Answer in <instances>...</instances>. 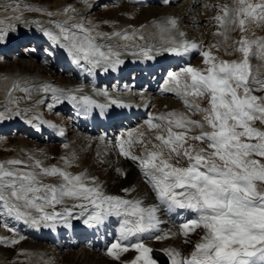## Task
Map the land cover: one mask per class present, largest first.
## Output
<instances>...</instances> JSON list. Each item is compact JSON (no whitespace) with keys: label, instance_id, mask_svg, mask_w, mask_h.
<instances>
[{"label":"snow or ice","instance_id":"1","mask_svg":"<svg viewBox=\"0 0 264 264\" xmlns=\"http://www.w3.org/2000/svg\"><path fill=\"white\" fill-rule=\"evenodd\" d=\"M83 2L87 3V0ZM233 4L239 6H219L222 15L218 14L214 19L224 31H218L216 35L227 38L228 26L235 25L243 33L246 21L264 22V2L253 4L250 0H233ZM18 9L19 5L12 10ZM69 10L75 11L64 9L65 12ZM167 23L172 27L176 25L175 19H169ZM2 24L0 22V44L6 43L10 32L17 31L15 25L3 27ZM57 27L58 34L43 30V35L66 50L73 63L91 65L89 73L98 67H103L105 72L116 71L124 63L119 59V51L110 46L107 51L102 50V46L95 43L92 29L85 28L83 22L71 27ZM168 30L161 28L164 32ZM122 38L128 37L125 35ZM237 43L240 46L236 51L243 54V59L239 61L217 60L210 51H201L199 55L203 57L204 69L185 66L179 72L168 73L165 83L174 87L166 91H174L181 97L191 115L203 113L202 122L176 112L150 117L147 127L156 131L154 139L158 143L152 145L155 150H148L145 145L140 155L132 154L130 147H126L142 143L134 140L131 134L127 140L121 137L115 140L119 155L138 164L159 206L169 212H190L194 215V218L179 224V234L187 237L196 229H203V234L187 257L175 249L166 250L170 264H264V188L261 187L264 186V162L253 158H264V131L253 126L257 120L264 124V96L253 94L264 91V81L251 77L248 61L249 45L258 41L249 42L242 36ZM167 44L170 46L156 51L179 57L199 47L196 43L175 39H169ZM152 51V48L145 47L140 54L153 59ZM44 90L57 91L47 86ZM74 91L80 92L81 89ZM102 94L108 96L106 91ZM189 96L206 98L207 107L193 104L187 99ZM65 98L84 105V111L90 107L103 111L108 107L97 104L87 95L77 96L72 90ZM109 104L125 107L112 98H109ZM197 129L198 134L190 135ZM59 134L63 135L62 132ZM140 135L143 136V133ZM189 140L207 147L189 144ZM64 159L66 164L70 163ZM6 163L8 166L23 165L21 168L0 164V209L16 221L27 223L30 220L33 226L43 223L44 227H51L63 219L65 226L71 227L67 224L68 218H83L85 226L94 228L114 216L119 218V235L107 248V254L119 259V253L128 251L130 247L138 253L131 264H158L151 255L152 249L140 242L144 234L160 231L158 205H145L141 200L107 195L94 178L89 184L84 174L72 175L55 166L44 168L38 160L31 166L21 160ZM39 176H58L61 183L46 184L38 179ZM66 198L77 203L60 212L45 211L48 207L55 209ZM76 208L80 209L78 215L74 212ZM27 209H34L38 215ZM6 227L14 231L11 226ZM176 234L163 233L152 238L161 240ZM131 239L137 242L124 243ZM17 242L16 239L11 240L12 244ZM0 243H7V240L0 238Z\"/></svg>","mask_w":264,"mask_h":264},{"label":"bare ground","instance_id":"2","mask_svg":"<svg viewBox=\"0 0 264 264\" xmlns=\"http://www.w3.org/2000/svg\"><path fill=\"white\" fill-rule=\"evenodd\" d=\"M0 1H1L0 3V22H6L5 20H11V22H13L17 20L15 24L22 25L26 23V19L28 18V20L33 21V23L37 22V25L34 28L40 31L45 26L50 27L49 22H51V25H52L54 23L53 22L54 20L57 21L58 20L57 17L59 16L56 17L54 16V14L66 8L75 9V11H71V10L67 12L64 11V13H68L70 15V16L69 15L67 16L70 18V20L67 19L69 23L70 22L73 23V22L78 21L77 18L81 19L83 16L87 17L86 14H89L90 12L98 11L99 9L102 8L101 6L109 7L108 4H112V6L110 7L116 6L117 5L116 2H118L119 0H87V3H84L83 0H53L51 4H45L46 2L44 1L41 3L40 0H20L19 2H17L18 0L17 1L16 0H10V1L0 0ZM142 1H145L146 4H151V3L155 4L160 0H142ZM161 1H162L163 6L159 9L160 10L159 11V10H153L152 9L153 7L143 8L139 4L140 2H138V0H124L123 2L124 4L122 3V5L119 6L118 9L116 8L115 10L113 9V12L111 13L112 17L111 18L109 17V19L107 20L109 22L108 24H104L105 22L103 21L104 19L103 17L101 18L97 17V19L95 18L96 20L94 19L93 21H95V24L98 23L96 24L98 25V28L93 27L92 25H89L88 27L89 29H92L91 34L94 35L93 37L95 39V43H97L98 45H101V42H102L101 46H102V50L104 51H107L109 46L105 47L103 42L104 43L107 42L110 44V47L113 50L125 48V49H128V51H130L131 53H135V54L136 53L139 54L141 52V49L145 47H150L153 49V51H156V49H162L163 47L170 46L167 44V41L169 39H172V35L170 31L169 30L166 32L161 31L162 27L157 26V22L164 20V17L167 16L168 13H172L175 16L179 17L182 20V23L187 25L189 34H190V31L196 32L199 30L201 35L200 34H197V35H200V37L202 36V34L203 36L210 37L211 39L209 43L207 40L203 38L204 40L203 41L201 40V42L197 43V45L201 43L203 51H210L211 53L212 51H215V50H219L220 52L222 51V57L220 60L233 61L235 58L236 61H239L242 59L241 58V56H243L242 53L238 51L237 53H234V50H230L228 48V47H231L232 45L234 46L237 45L236 47L238 48L240 45L237 42L241 40L242 36L245 37L249 42L258 41V43H255V44L250 43L249 45V51L252 52V56H253V58L249 60L250 74H251V77L254 78L255 80H261V81L264 80V43H260V42H264V25L258 26L257 24H252V22L250 21H246V25H245L246 34H242L239 28L235 25L228 26L227 38H225L224 36L215 34L218 31H224V29L218 27V22L214 19L218 14L222 15L219 6H222L224 4H229V5L232 4L234 5V7L239 6L238 4H233V0H183V1L182 0H168L167 3H165V0H161ZM250 2L253 4H256V3H262L264 2V0H250ZM17 5H19V9L17 11H13L12 9L15 8ZM211 5H213V7L214 6L217 7V13L214 14L212 11H210V8L208 7ZM207 8L210 11V13H208L210 16L209 19L206 17V14L204 12L207 10ZM131 12H134V13H131ZM49 13H51L52 15H49ZM128 13H131V14L129 15ZM81 14H82V17L80 16ZM118 16H120V18H123V20L119 19ZM16 17H19V19H16ZM42 18H46L49 20L48 25L44 24L45 23L44 21H47V20H43V22L40 21V19ZM205 20H209L206 23L207 28L214 27L213 32H211V30L209 31V29H207L206 27L205 29L203 28ZM107 25H112L113 28L109 26L108 30L104 34V35L107 34L108 36L105 38H102V35H98V33H100L98 31H100L99 29L101 27H102L101 30H105L108 27ZM54 30H55V33L53 32ZM54 30L53 31L51 30L52 33L54 34L59 33L58 29H54ZM19 31L21 30H18L16 32L15 34L16 36L14 37L13 40L7 38L6 43L0 44V55L1 53L5 55L3 56L4 58L3 61L12 59L13 55H18V56L23 57L22 54L17 53L16 46L17 45L21 46L27 41L26 39H31L29 37V33L34 31V29L32 31L28 30L29 33L19 32ZM125 32H127V35H126L128 37L127 39L122 38L124 36L122 34ZM114 33H120L122 36L120 35L121 36L120 37V36L113 35ZM12 35L14 34L13 33L9 34V36H12ZM46 38L47 37L43 35V31H42V33H40V35L37 38H33L32 40L34 41L37 39L38 45L39 46L42 45L40 46V48H42V47H47L46 43H44L46 41ZM212 45L223 46L224 49L227 50V52L223 51L224 49L222 50L221 47H211ZM189 52L179 57L176 56V58L171 57V58L166 59V58L160 57L158 63L160 64V66L164 68V70L162 71L161 74L154 72L155 82L153 81L150 82V85L147 88L148 90L139 89L140 84H136L135 88L133 87V85L129 86V88L131 87L130 89L132 90L138 89V91L140 93L142 92L143 94L142 95L143 96L142 97L143 98V108L142 107H139L138 109L134 108L132 109L133 111L129 112V116L132 117V121H131L132 124L124 125L122 124L124 123L123 121L112 120L111 123L108 125L107 130H104V129L99 130L101 126L97 127V125L94 127L93 130L87 127L81 128L82 130L85 131V133L82 132L83 136L86 138H88V135L96 136L97 137L95 138L96 140L99 138L105 141L107 145H110L112 143L115 145V140L117 137H121L122 140L123 139L127 140L129 134H131L134 140L142 141V143H139V142L133 143V144H137L138 148L145 150V145H146L148 150H155L153 149L152 145L158 143L154 139V136L156 135V131L149 130V132L146 135L144 136L140 135L141 132L143 133V131H145L148 128L147 127L148 120H144L145 116H148V119H149L150 117H157L160 115L167 114L169 112H176L178 114H183L184 116L190 117V113L185 108L183 99L177 96V94L174 91H166L167 88L174 87V86L165 83V81L168 79V73L169 72H179L180 69H178V71H174L179 66H183V67L191 66L197 69H204L206 67L203 63V57L199 55L197 49L192 50L191 54H189ZM61 53L62 54L60 55L59 61L57 63V70L54 69L53 66L52 68H50V71L52 70V72L48 71L46 67H41L39 69L41 73L48 71L50 78L53 81L56 80L57 72L64 73L68 77V78L62 77L61 79L60 77H57L61 83L60 85H55V87L50 85V81L47 80V78L42 77V76L41 77L39 76L38 78L34 77L32 79L30 78L28 79L27 77H24V74L21 72V70H26L28 69V67L29 68L31 67V64L29 65L27 61H24L22 63V66L15 64L16 67L8 71H4L3 73H0V75H3L2 78H0V80L4 81V79L6 78L10 82L13 81V83H16V87L13 84L16 89H17V86L21 85L18 87L17 89L18 91L16 93L14 91L15 94L13 96L8 97L7 100L5 99L6 101L0 98V108L3 106H6V104L9 102L7 107L10 108L11 106H14L13 110L22 112L23 113L22 119H27V120L33 119L35 117V109L38 108V104L42 105V103L52 101L51 99H54L57 101H54L55 102V105L53 106L54 108H51L47 112H45L48 116H51L54 110L57 111V107H59L60 110H65L68 108V105H69V107L71 108L70 104H72L73 102L65 98L69 90H72L73 92H75L74 90L79 88L81 89V91L75 92V93H77L78 96H81L83 95L81 92H83L84 87L88 85H86L85 83L81 81V78L84 76L82 75V73L80 74L81 76H79L76 73L77 71L75 72V70H72L71 67H73L72 66L73 62H72L71 57L67 56V52L61 49ZM162 53L163 52H161V54ZM196 57L198 58L201 57L202 61L198 64L188 65V63H190L192 59H195ZM174 62H177V64H174ZM81 64L83 66L81 65L77 66L75 64L77 69H79L80 71L88 70L91 66V65L84 64V62H81ZM34 65L36 66V63H34ZM174 65H175V69L173 70L170 69V71H168L169 68H171ZM47 67L49 68V66ZM99 69H103V67L95 68V70H99ZM131 69H135L136 71H138L139 73L138 75L141 78L142 73L140 72L138 65H135L133 63L128 64L127 70H131ZM165 71H168V73L165 74ZM122 75L120 74V79L123 81L126 79V76H125L126 74H122ZM108 76H109V80H108L109 84H111L117 77L116 74L108 75ZM163 78L165 80L161 83V85L160 86L156 85L157 82L160 83L163 80ZM103 79H101L102 81L99 80V83L104 82ZM84 80L86 82H89L88 74L85 75ZM45 86H47L49 89H56L57 91L55 92L51 90L45 91L44 90ZM257 86L258 85H253V87H257ZM8 88L10 87L8 86ZM60 90H63V91H60ZM105 90L113 91V92L117 91L121 94H127L131 91L120 85L117 88L115 86L111 88L107 87ZM5 91L6 90H4V92ZM56 97H60V99L58 100L56 99ZM160 97L162 100L158 103ZM61 104L63 106H61ZM149 108H150V111L148 113ZM201 108H205V105ZM100 111L102 110L100 109ZM11 113H13V111ZM104 115L106 116V122L109 123L110 117L108 116V114H104ZM202 117H203V113H201V115L199 116V119H195V120L202 122ZM19 118L17 116L11 117L10 115H8V117L3 118V120H0V133L6 134L5 129H6L7 123H5V121L6 122L8 121V124L14 128L18 127V130L22 132L23 131L22 128L18 126L19 121L17 120ZM63 118L65 119L66 125L68 126L69 133H72V131L74 133V130H75L76 133L81 134V131L76 130V126L74 124V117L70 114V112L67 111V114ZM140 121L141 123H138L135 127H129L135 124L136 122H140ZM79 125L80 127H84L83 123ZM120 125H124L123 128L119 129L118 127H120ZM49 127L44 124H38L37 129L39 130L36 129L32 135L40 136V139H43L45 136H47L50 139H53L54 141H59L60 138L58 137V135L54 132L53 129ZM198 131L199 130L197 129L194 132L190 133V135H196L198 134ZM8 140L9 139H7V142ZM149 141H151V143H149ZM188 142H190V140ZM5 145H7L6 150H9L11 148L8 146L7 143H5ZM28 149L24 150L23 154L21 155L24 159H26V157L29 155ZM107 150L108 148L106 147V149L103 150L104 153H106ZM50 152L54 153L52 149ZM50 152L48 151L47 153L51 155L52 153ZM114 152L117 153L119 152V150L116 148L114 149ZM30 153L33 154L34 152L31 151ZM63 153H61L59 156L57 155L58 159L66 158L70 162L71 159L67 157L71 156L72 153L71 154L68 153L67 156H65ZM38 155H41V154H38ZM9 160H14V159H7L3 161V164H5L6 167H9L6 163ZM172 162L174 163V160ZM108 163L110 165H114L115 171L125 172L127 175V179L123 183L124 186L121 185L118 189L116 188L115 190H109L108 182H110V184L112 183V181L110 180L103 181L101 182V184L99 183L101 189L103 190L105 194L118 196V197H121L123 199H128V200H141L144 202L145 205H158L159 206V202L155 199L154 193L152 189L150 188V186L146 182L144 183V181L142 182L144 184L138 185L135 183V180H138V177L137 176L135 178L130 177L131 173H135L137 171L139 175V180L141 178L140 175L142 174L138 172L137 170L138 168H136L138 164L136 162L132 163V160L117 159L115 163H111V162H108ZM64 166L68 167L70 166V163ZM84 176L87 178L86 182H88L89 184L91 183V180H89V178L91 179L94 178L93 176L87 173H84ZM46 179L47 178L40 179L39 177V180L43 181V183H46V184L54 183L52 182L53 180L51 181V180H46ZM94 180L96 183H98L97 182L98 180H96L95 178ZM124 189H128V191L125 192L123 191ZM119 191H123L125 192V194L120 193ZM73 203H77V202L66 198L63 203V207L71 208ZM60 207L58 208L55 207V209L48 207L45 209V211L51 212L55 210L57 212H60L64 209L63 207L61 208ZM161 210L162 208L161 206H159V211L157 212V216L161 222L159 224L160 231L155 232L154 236L158 235L162 230V220H161V215H160ZM27 211H31L33 215H38V213H36L34 209H27ZM74 212L78 215L80 212V209L76 208L74 209ZM0 217L2 221H4L5 223L4 228L2 229L3 232L0 233V238L7 240V243H0V247H1L0 264H71L73 262L78 263L79 261L80 263H83V264H111L112 262V259L110 260L106 256V253L105 254L103 253V252H106V250L103 251L101 249H103L110 242V237L112 234L111 232L114 233V230H117L116 223H118V219H119L117 217H114V216L110 217L107 219L105 224L97 227L98 232H99L98 235L96 234V232H94V235H91L89 237L84 235V240L80 244L78 243L79 244L78 246H80V247H77V248H80L79 252L75 248H66L61 251L59 249H58L59 251L54 250L56 247L51 244L50 240H47V238H45L47 237L45 236L47 235V233L43 234L42 237H39L33 233L34 229H36V226L31 225L30 220L27 223L24 220L16 221L14 217L9 216L6 213V211H4L3 209H0ZM4 217H6L7 219H4ZM75 220L82 222L83 218L75 219ZM6 225L11 226L14 229V231H9ZM80 229H81V226L76 228V232H78ZM145 236L146 234H144L142 237H145ZM20 237H24V238L21 239ZM102 237L104 238L103 241H102ZM142 237H140V240L142 239ZM13 239H16L18 242L15 244H12L11 240ZM88 239L93 240L92 245ZM131 241H136V240L131 239ZM26 242H29V243L26 244ZM21 245H24V246H21ZM145 246L149 248L155 247V245H153L152 243H148L147 241H145ZM49 248H52V249H49ZM85 248L87 250H85ZM158 248H161L165 252L168 249H175L176 251L179 252V249H180L178 247V244L174 243L172 239L163 242L160 246H158ZM12 249L14 251L12 253L13 255L10 257V252ZM192 250L193 248L191 249V251ZM67 259H69L70 261H66ZM134 259H135V256L133 255L131 256L130 253H128V251L122 252V255L119 254V260H120L119 262H121V264H131V261Z\"/></svg>","mask_w":264,"mask_h":264},{"label":"rangeland","instance_id":"3","mask_svg":"<svg viewBox=\"0 0 264 264\" xmlns=\"http://www.w3.org/2000/svg\"><path fill=\"white\" fill-rule=\"evenodd\" d=\"M8 1H10V0H8ZM17 1V0H16ZM20 0H18L17 2H19ZM41 1V3L44 1V2H46L45 4H51L52 3V1L53 0H40ZM183 1V0H182ZM124 2V0H121V3L120 4H118V5H116V6H113V7H104V6H101L102 8L101 9H99L98 11H95V12H90L89 14H86L87 15V17H85V16H83L82 17V14L80 15L82 18L80 19V18H77L78 19V21H76V22H73V23H69V21L68 20H70V18L69 17H67L69 14L68 13H64V10H62V11H59L58 13H56V14H54V16H59V17H57V21H53L54 23L51 25V22H49V20L48 19H46V18H42V19H40V21L41 22H43V20H47V21H44L45 23L44 24H47L48 25V22H49V24H50V27H48L49 29H51L52 31L54 30V29H58L59 30V28L57 27V25H64V26H66V27H71V25L72 24H76V23H80V22H83L84 23V26H85V28H88L89 27V25H92L93 27H97L98 28V25H96V24H98V23H96L95 24V21H93L95 18L97 19V17L98 18H101V17H103L102 19H103V21L105 22L104 24H108L109 22L107 21L108 19H109V17L111 18L112 17V12H113V9L115 10V8L116 9H118L119 8V6H121L122 5V3ZM189 2V1H188ZM0 3H1V1H0ZM124 4V3H123ZM101 5V4H100ZM217 6V5H216ZM110 8V9H109ZM208 8H210V11H212L214 14L215 13H217V7H213V5H211V6H209ZM207 8V10L206 11H204L205 12V14H206V17L209 19V14L208 13H210V11H209V9ZM109 9V10H108ZM153 10H159L160 8H156L155 9V7H153L152 8ZM216 9V10H215ZM160 11V10H159ZM143 12V11H142ZM119 13V12H118ZM131 13H134V12H131ZM131 13H128L129 15L131 14ZM199 14V13H198ZM37 15V14H36ZM40 16V15H39ZM70 16V15H69ZM79 16V17H80ZM67 17V18H66ZM118 18L119 19H121V20H123V18H120V16H118ZM68 19V20H67ZM81 21H80V20ZM95 19V20H96ZM6 22H3V27H7L8 25H14L15 24V22L17 21H13V22H11V20H5ZM93 21V22H92ZM209 20H205L204 21V29H205V27L207 28V26H206V23L208 22ZM8 22V23H7ZM30 23V24H29ZM7 26H6V25ZM57 24V25H56ZM129 24H131V23H129ZM25 25V26H24ZM37 25V22H34L33 23V21H30V20H28V18L26 19V23L25 24H22V25H17V24H15V27H16V29H17V31L18 30H21V31H19V32H27L28 30H30V31H32L33 29L35 30V26ZM68 25V26H67ZM87 25V26H86ZM33 26V27H32ZM102 26V25H101ZM108 27L105 29V30H101L102 29V27L99 29L100 31H98V32H100L99 34H102V38H105V37H107L108 35L106 34V35H104L105 33H106V31L108 30V28H109V26L110 27H112L113 28V26L112 25H107ZM28 27V28H27ZM46 27V26H45ZM36 28H38V27H36ZM214 27H212V28H207V29H209V31L211 30V32H213V29ZM44 29V28H43ZM44 30H47V29H44ZM17 31H15V32H10V33H13L14 35L16 34V32ZM51 31V32H52ZM102 31V32H101ZM54 33H55V30L53 31ZM28 33V32H27ZM190 34L191 35H194V37L196 38V37H198V35L196 36V34H200V31L198 30V31H196V32H191L190 31ZM14 35H12V37L11 36H9L8 35V39H11V38H13V36ZM122 35H127V32H125V33H123ZM121 35V36H122ZM201 35V34H200ZM92 36H94V35H92ZM120 36V37H121ZM202 36H203V34H202ZM201 36V40L203 41L204 39L205 40H207L208 41V43H209V41H210V37H208V36H203L202 37ZM11 37V38H10ZM204 38V39H203ZM193 39V37H186V41H191ZM26 40H28V39H26ZM112 41V40H111ZM110 41V42H111ZM192 41H194V40H192ZM222 41V40H221ZM103 44H104V46L106 47H108V46H110V44L109 43H107V42H103ZM220 44V43H219ZM101 45H102V42H101ZM237 46V45H236ZM236 46H234V45H232L231 47H228L230 50H234V53H237V51H236V49H237V47ZM22 47V49H18V52H20L21 54H22V56L23 57H21V56H13L12 57V59H8V60H4V61H2V62H0V73H3L4 71H8V70H10V69H12V68H14V67H16V65L18 64L19 66H22V63L24 62V61H27L28 62V64L30 65L31 64V67L29 68L28 67V69H26V70H21V72L24 74V77H27L28 79L30 78V79H32V78H34V77H36V78H38L40 75H36V74H39L38 72H40L39 71V69L41 68V67H46L47 69H48V71H50V68H52V66H53V68L54 69H56L57 70V64L56 63H52V62H49V60L48 59H50L51 60V58L49 57V56H51V54H49V52L47 51V50H45V52H41L40 53V51L38 50V52H39V54H37V55H35L34 54V51L36 50L35 49V47L32 45V44H30L29 42L28 43H26V44H24L23 46H21ZM40 47V46H39ZM218 47H221V49L223 50L224 49V47L223 46H220V45H218ZM223 47V48H222ZM33 49V50H32ZM105 49V48H104ZM212 51V50H211ZM223 51H225V52H227V50H223ZM53 53V52H52ZM213 53H215L216 54V58H217V60L219 59H221V57H222V51L220 52L219 50H215V51H212V54ZM53 58H54V60L53 61H57V56L55 55V53H53ZM51 56V57H52ZM44 57H48V59H46V58H44ZM42 58H44L43 59V61H40ZM1 60H3V57L2 58H0V61ZM33 60H36V61H33ZM234 60H235V58H234ZM202 61V58L200 57V58H196V59H194L191 63H190V65H193V64H198V63H200ZM34 63H36V66L34 65ZM16 64V65H15ZM41 64V65H40ZM66 65H68V64H66ZM47 66H49V68L47 67ZM36 67H38L39 69H37ZM35 68V69H34ZM31 70H33V71H31ZM31 71V72H30ZM47 71V72H48ZM50 72H52V70L50 71ZM57 72V71H56ZM34 75H36V76H34ZM1 77L0 78H2V76L3 75H0ZM43 77H46V78H49V75L48 74H44V75H42ZM41 77V76H40ZM57 77H60V79L62 78V77H66V78H68L64 73H61V72H57V76H56V82H58L57 83V85H60V81L58 80V78ZM6 80V81H5ZM8 80L5 78L4 79V81L3 80H0V82L2 83H0V98L1 99H3V100H7V98L8 97H11V96H13L18 90V87L19 86H21V85H19V86H17V89L15 88L16 87V83H13V81L12 82H10V81H8ZM4 82H6V83H4ZM10 82V83H9ZM55 82L54 81H52V84H54ZM10 84V85H9ZM15 85V87H14V85ZM2 85V86H1ZM7 85V86H6ZM51 85V84H50ZM4 86H6V87H4ZM8 86L10 87V88H8ZM54 87H55V85H54ZM15 88V89H14ZM4 90H6L5 92H4ZM14 91H15V93H14ZM12 94V95H11ZM256 96H258V97H262V96H264V91H257V93L255 94ZM189 98V97H188ZM5 100V101H6ZM162 99H161V97H160V99H159V101H158V103L161 101ZM9 101V100H8ZM189 101L190 102H192L193 104H197V105H199L200 107H203L204 105H205V107H207V99L205 98L204 100L202 99L201 101L202 102H199L196 98H194L193 96L191 97V98H189ZM9 103V102H8ZM8 103L6 104V106H3V107H1L0 108V114H2V116H3V118H6V117H8V115H10L11 117H20V118H22V116H23V113L22 112H19V111H15V110H13L14 109V106H11L10 108H8L7 107V105H8ZM11 109V110H10ZM41 109V108H40ZM39 109V110H40ZM9 111H13V113H11V112H9ZM56 113V111L54 110V112L51 114V116H54V114ZM8 114V115H7ZM16 114V115H15ZM201 115V113L200 114H197V115H191L190 117H191V119L192 120H195V119H199V116ZM253 126L254 127H256L257 129H259V130H262V131H264V124H262V123H260V121H255L254 123H253ZM146 131V132H145ZM145 131H143V136L144 135H146L148 132H149V129L147 128ZM195 131V130H194ZM193 131V132H194ZM142 133V132H141ZM140 133V134H141ZM10 135H13V136H10ZM72 135H74V137H75V139H76V146L74 147V151L76 152V154H79V158L78 159H76L75 158V156H74V154H72L71 156H68L67 158H69V159H71L70 160V166H68V167H65L64 165H66V163H64L65 162V160L63 159V158H59L58 159V156L61 154V153H63L65 156H67L68 155V153H66L67 151H65V150H62V149H60L59 148V144L57 143V141H54L53 139H50L49 137H47V136H45L43 139H45L46 141H47V143H46V145H44L43 147H38L39 145H40V143L36 140V139H34V140H32L33 139V137H29V138H26L21 132L20 133H18V131H17V129L16 130H14V131H11L10 132V134H8V136H6V141H7V139H9L8 140V142H7V144H8V146L9 147H11L9 150H6V146L7 145H0V163L1 164H3V161L4 160H7V159H14V160H21V161H23L24 162V164H28V163H25V162H27V161H30L31 163H30V166L34 163V161H40L41 162V164H43V167L44 168H50V167H53V166H55V167H57V168H61L62 170H65V171H67V172H69V173H71L72 175H78V174H84V173H87V174H89V175H91V176H93L96 180H98L97 182V184L100 186V184H101V182H103V181H106V180H110V181H112V183L110 184V182H108V188H109V190H115L116 188L118 189L121 185H123V183H124V181L127 179V175H126V173L125 172H117V171H115L114 170V165H110L108 162H111V163H115L116 161H117V159H124V160H130V159H128V158H125V157H123V156H120L119 155V152H114V149H116L115 148V145L112 143V144H110V145H107L106 144V142L105 141H103V140H101V139H95V138H97L96 136H92V135H88V138H86V137H84L83 136V133L81 132V134H79V133H76L75 132V130H74V133H73V131H72ZM86 138V139H85ZM43 139H40V140H43ZM87 140H88V142H87ZM91 140V141H90ZM124 140V139H123ZM71 142V141H70ZM95 142V143H94ZM97 143V144H96ZM188 143H190V144H193V145H196L197 147H207L205 144H200V142H198V141H193V140H190V142H188ZM4 144V143H3ZM24 144V145H23ZM90 144V145H89ZM32 145H34V146H32ZM69 145V147H71L70 149H72L73 147H72V145H74V142L72 141L71 143H68V144H66V146H68ZM23 146V147H22ZM40 146H42V145H40ZM127 147H130V151L132 152V154H134V155H140L142 152H144V150L143 149H141V148H138V145L137 144H132V145H130V146H128V145H126ZM19 147H21L20 148V150H19ZM32 147V148H31ZM106 147L108 148V150H107V152L106 153H104V149H106ZM133 147V148H132ZM17 148V149H16ZM29 148V149H28ZM85 148V149H84ZM29 150L28 151V154L29 155H31L32 153H30L31 151L32 152H34L31 156H27L26 157V159H24L21 155L23 154V152H24V150ZM51 149H52V151H54V153H52V152H50L51 151ZM112 149V150H111ZM50 152V153H52L51 155L49 154V153H47L48 151ZM35 153H37V154H35ZM90 153L92 154V156L90 157V158H88V156L90 155ZM115 153V154H114ZM136 153V154H135ZM38 154H41V155H38ZM54 154H56V155H54ZM69 154H71V153H69ZM111 154H112V156H111ZM18 155V156H17ZM58 155V156H57ZM81 155V156H80ZM13 156H15V157H13ZM56 156V157H55ZM254 159H257V160H261V162H264V158H261V157H253ZM3 159V160H2ZM112 159V160H111ZM56 160V161H55ZM84 160H86V162H84ZM89 161H90V163H89ZM85 164H84V163ZM63 163V164H62ZM132 163H134L133 161H132ZM174 163H175V160H174ZM73 164V165H72ZM97 165V166H96ZM23 167V165H20V166H16V167ZM181 166H185V164H182ZM9 167H14V166H9ZM21 167V168H22ZM63 167V168H62ZM136 168H138L137 170H138V172L140 173V174H142L141 172H140V170H139V167L137 166ZM26 170H30V169H26ZM37 172H38V169H35ZM73 170V171H72ZM78 170V171H77ZM79 171H80V173H79ZM98 171V172H97ZM134 171H135V169H134ZM96 173V174H95ZM117 173H120L119 175L117 174ZM129 176V175H128ZM138 177V180H135V183L136 184H138V185H142V184H144V183H142V182H140V180H139V175H138V173H137V171L135 172V173H131L130 174V177H132V178H135V177ZM40 177V179L41 178H47L46 180H53L52 182H54L52 185H58V184H60L61 183V179L58 177V176H39ZM39 177H38V179H39ZM59 179V180H58ZM89 180H91V178H89ZM100 183V184H99ZM110 184V185H109ZM124 186V185H123ZM122 186V187H123ZM121 187V188H122ZM262 188H264V186H261ZM120 193H124L125 194V192H123V191H119ZM63 207V204H60V205H56V208H58V207ZM60 207V208H61ZM63 208H65V207H63ZM63 211V210H62ZM183 217V216H182ZM192 218H194V217H190V218H187V219H192ZM183 222V221H182ZM179 232H180V230L178 229V234H176V236H174L173 238H172V240H173V242L174 243H177V244H179V247H180V253L182 254V256H185V257H187L188 255H189V253H190V251H191V249L193 248V246L195 245V243L200 239V237H201V235L203 234V229H196L195 231H193L192 233H190L187 237H185V236H183L182 234H179ZM111 233H113V232H111ZM168 240H170L169 238H167ZM101 241V240H100ZM164 241H166V240H164ZM178 241V242H177ZM156 242V241H155ZM29 242H26V244H28ZM25 244V243H24ZM39 244V243H38ZM160 244V240H158L156 243H155V245H159ZM21 246H24V245H21ZM45 246V245H44ZM47 247V246H46ZM78 247H80V246H78ZM53 248V247H52ZM52 248H49V249H52ZM0 249H1V247H0ZM54 249V248H53ZM66 249V248H65ZM78 252L80 251V248H75ZM54 250H56V251H61V250H64V249H57V248H55ZM85 250H87L86 248H85ZM92 250V249H91ZM13 249L11 250V252H10V257L13 255L12 253H13ZM103 252V251H102ZM104 254L106 253V255H107V257L111 260L112 258L107 254V252H103ZM120 255H122V252L121 253H119ZM130 255H133V251L131 252V254ZM66 261H70L69 259H67ZM82 262H84V261H82ZM118 261H115V262H111V264H118L117 263ZM69 263H71V262H69ZM71 264H83V263H80V261L78 262V263H75V262H73V263H71ZM119 264H121V262H119Z\"/></svg>","mask_w":264,"mask_h":264}]
</instances>
